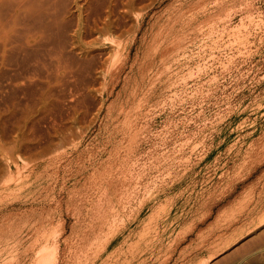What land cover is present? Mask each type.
<instances>
[{
  "label": "rangeland",
  "instance_id": "1",
  "mask_svg": "<svg viewBox=\"0 0 264 264\" xmlns=\"http://www.w3.org/2000/svg\"><path fill=\"white\" fill-rule=\"evenodd\" d=\"M115 1L0 63V264H264V0Z\"/></svg>",
  "mask_w": 264,
  "mask_h": 264
},
{
  "label": "bare ground",
  "instance_id": "2",
  "mask_svg": "<svg viewBox=\"0 0 264 264\" xmlns=\"http://www.w3.org/2000/svg\"><path fill=\"white\" fill-rule=\"evenodd\" d=\"M69 1H70V3H69ZM124 1H126V2L124 3ZM124 1L121 4L127 6L128 4L133 3L135 0H124ZM115 2H116L115 0H106V1L105 0H0V63L3 62L4 60H6L7 57H9L10 52H12L15 48H19V50H20L24 46L27 47L29 45L31 37H32V35L34 33L36 35V32H38V31L41 32L45 28L47 29V27L49 25L46 24L47 22L46 23L44 22V20L47 17L50 18V19L52 18V21H53L54 25H56V27H57V28L55 27V30L49 28V29H51V31L54 30V31L58 32L56 29L64 28V26L66 24V17H65L66 12L65 11H66L68 3L70 5L72 3L77 9H79V11H78L79 15L83 14L81 12L82 8L83 9L84 8L85 9L92 8L94 10H97V9H99V10L101 9L102 10L104 8V16H103V18L101 17L102 20L100 18L101 21L98 20V21H100L99 24L101 25L100 28H99L98 22L92 21L94 23H92L93 27L90 28L91 32H94L95 30L98 31V29H103L101 27H107L108 29L113 28V30L114 29L116 30V28L119 27L118 26L119 23L118 24L116 23L118 20L116 19V17L112 13L113 12V6H114ZM124 10L125 9H123V11ZM86 12H87V10H86ZM97 12H98V10H97ZM91 13H93L92 10H91ZM81 16H79L80 17L79 21L81 19ZM113 16L115 18H113ZM83 18H85V17H83ZM91 18L93 20V17H91ZM95 18H96V16H95ZM50 19H49V21H50ZM83 21H85V20H83ZM81 23H82V21H81ZM79 24H80V22H79ZM52 25L53 24H51L50 27ZM37 29H39V30H37ZM49 29H48V31H49ZM44 33H46V32H44ZM60 33H62V31H60ZM62 34H60V35H62ZM52 35H53V33H52ZM56 36H57V34H56ZM56 36H54V37H56ZM51 37H53V36H51ZM56 38H58V37H56ZM61 40H63V38ZM61 40H59V41L57 40V41L60 43ZM110 42H112L111 43L112 44L111 45L112 46V52L114 51V53L116 54L117 58L120 57L122 52H123V50H124L123 46L118 44V43H116V42H114L113 40H111ZM59 43L57 44V47H58ZM61 47H63V46H61ZM126 51H128V49ZM61 52H59V53H61ZM112 52L110 54H112ZM15 166H17V165H15ZM11 177L8 178V179H12ZM116 238L115 239H113V238L109 239V237H108L109 240L105 243V245H103L105 252H107L108 250H110L114 246V244L117 242ZM104 250H102V251H104ZM100 251H101V249H100ZM96 259H98V258H96ZM43 260H44V263H42V264H49L48 263L49 259L47 257H44Z\"/></svg>",
  "mask_w": 264,
  "mask_h": 264
}]
</instances>
